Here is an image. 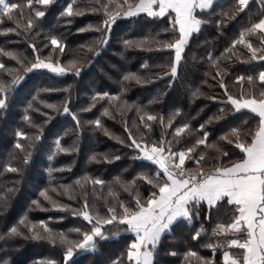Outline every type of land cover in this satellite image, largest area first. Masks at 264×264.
Returning a JSON list of instances; mask_svg holds the SVG:
<instances>
[{"label":"snow or ice","instance_id":"6c2138e0","mask_svg":"<svg viewBox=\"0 0 264 264\" xmlns=\"http://www.w3.org/2000/svg\"><path fill=\"white\" fill-rule=\"evenodd\" d=\"M57 4V0H22L20 3L11 0H0V33L7 34L22 30L25 36L32 34L40 26L42 18L46 16V10ZM41 6L45 10H41ZM217 0H71L67 2L63 10L58 13L59 17L70 25L77 16H82L85 12H102L104 19L101 25L96 27V31L102 33L101 37L93 44H85L80 47L86 52H91L93 57H98L102 49L108 45L111 39V29L121 17H137L146 14L148 17L169 18V23L160 28L156 36L161 32L175 33L168 41L156 40L155 37L149 39L145 37L140 41H123L126 48H145L149 44H155L160 49L174 50V58L168 64V70L163 72V76L169 77L168 88H172L175 81L179 79L180 72L187 63L186 48L191 46L194 35L198 38L202 32L207 33L209 29H214L217 36H223L229 40L219 55L215 54L216 45L213 43L211 49L199 59L206 60L210 68L215 72H209L213 80H218L220 87L227 95V102H230L232 112L250 110L259 116V123L255 130L246 127L247 121H241L237 126L230 127L227 132L218 137V141L227 147L234 145L243 158L236 159L226 166V160H231L229 152L222 148L219 143L213 141L209 143V132L205 124H200L199 128L204 129L202 136L193 139L194 129L190 122H183L173 128L177 117L183 115L180 107H175L171 112H152L149 107L156 102V98L148 101V105H139L135 102L129 103L123 99L127 88L122 87L118 94L110 95L108 92H96L91 97V103L86 108H81L80 112H88L98 99L108 98L109 107H105L102 116H109L116 119L115 113H119L127 131L128 142L121 139L102 123L98 117L95 120L87 121L89 125H94V130L98 129L108 136H112L128 148L134 150L136 155L133 160L149 161L156 167L154 172L137 174L131 181L122 182L116 178L121 189L132 196V206L129 207L119 200V193L108 187L105 197H100L97 186L102 190L107 182L99 177H92L85 174L77 178L73 185H60L51 188L40 189L39 197L49 202L52 208L69 209L70 205L61 204L55 199V195L66 194L71 199L76 200L77 195L82 198L80 210H73L72 215L82 216L87 221L90 230L82 231L80 228L73 229L75 233L82 236L81 239H72L64 231H56L49 226L45 220L31 221L28 213L25 212L19 220L4 231H0V241L5 244L14 238H25L32 240H43L64 247V264H76L78 254L96 252L98 242H105L114 238L115 235L105 230L106 226L113 223L123 224L126 231L134 234V238L127 245L125 252L116 256L110 264H161L158 257L161 255L160 248L165 241V237L173 236L174 229L186 223L188 227H193L194 221H199L202 207L206 205L208 216L211 219L213 212L219 214L222 211L221 204L234 206L230 213V222L216 223L212 229L213 235L224 236L244 235V239L232 238L226 244H221L219 240L215 243L205 244V248L212 249L215 253L218 249H223V264H264V69L258 74L236 75L234 83L239 84L237 95L229 92V86L225 83L228 69L224 67L225 61L239 60L250 64L252 61L264 63V0H234L228 7L216 11ZM12 22L15 27H4L6 22ZM237 25V31L233 37H229L226 26ZM89 24L87 28H93ZM86 28H79L77 31H86ZM43 28L35 31V37H40ZM217 37H213L215 40ZM42 43L43 48L51 46V51L47 57H41L35 42H30V47L35 52L34 60L25 63L26 58L22 53L13 50H5L0 47V114H6L11 100V93L17 89L26 79L28 73L35 70H49L51 73L63 75L72 72L75 76H80L87 63L76 54H71L72 58L66 62H61L60 57L65 54L66 43L58 35L45 34ZM255 41V43H254ZM208 41H198L200 44L208 45ZM237 46H243L249 55L244 56ZM151 50V49H149ZM53 53L56 57L53 58ZM3 57L15 60L18 67L5 64ZM197 59L193 54L192 60ZM145 61L142 69L149 68ZM23 69V74L20 73ZM10 77L5 81L4 76ZM160 78V77H157ZM135 80L137 83L146 82L145 77L136 72H128L123 75V81ZM207 83V81H204ZM247 84V87H245ZM70 87V86H69ZM41 91H51L42 89ZM165 93H161L164 95ZM193 97L206 95L199 87L192 92ZM212 100L218 99L216 96ZM45 105L46 108L54 110L56 113H70L75 124L83 131L79 115L72 112L70 108L71 95L62 102V108L56 103H47L39 99V94L29 101L24 109L22 119L37 131L32 135L28 132L17 129L16 137H21L28 141L23 144L16 140L14 148L23 154L22 163L27 165L32 160V152L37 142L44 138V127L53 119L49 112L41 111V108L34 105V101ZM135 110L136 117L132 121L135 126L129 127L125 119L128 112ZM226 109L221 108L219 114L210 117L207 123L212 120L224 118ZM33 113H40L44 119L41 123H36ZM157 124L162 131L159 139H150L153 133V126ZM172 129L171 133L168 132ZM139 133V139L134 134ZM68 133L65 132L64 135ZM63 136L57 134L53 141V148L49 160L54 159L57 153H69L78 151L75 146L65 147L61 141ZM182 141H191L183 143ZM203 146V149H201ZM199 150V151H198ZM207 150H212L215 155H208ZM121 157L109 155L108 153H92L90 161L104 160L111 163ZM186 162L195 165V168L186 166ZM5 170L12 173H19L21 169L11 163L5 164ZM71 168L72 165H65ZM52 171V169H49ZM137 179L143 184L146 182L153 190L147 196L142 195L137 186ZM8 192L15 189H8ZM51 193V194H50ZM93 197L90 204L89 197ZM108 197H112L109 202ZM102 200L104 214L101 208L95 203ZM3 207H7V196H3ZM46 210L39 198L33 200L29 206ZM119 208V212H118ZM225 214H229L224 209ZM51 220V217H49ZM203 223L195 229L192 239L201 237L206 232ZM236 246L242 249V255L237 256L229 249ZM0 259V264H12L11 258L7 256ZM165 255L176 256L175 251L164 253ZM195 258L196 264H216L215 255L211 257L201 256L199 252L189 249L184 253V264H192ZM34 264H58L54 259L40 260Z\"/></svg>","mask_w":264,"mask_h":264},{"label":"trees","instance_id":"16d2710c","mask_svg":"<svg viewBox=\"0 0 264 264\" xmlns=\"http://www.w3.org/2000/svg\"><path fill=\"white\" fill-rule=\"evenodd\" d=\"M11 2L20 3L22 0H11ZM67 2L71 0H57V4L50 6L46 10V16L42 18L40 26L34 30L39 31L43 28L40 37H35L34 32L28 34L27 37L22 30L17 32L3 34L0 33V47L7 50L17 51L22 53L26 58L25 63L34 60L35 52L30 47V42H35L39 49L41 57H47L51 51V46L43 48L42 43L45 34L58 35L66 43L67 48L65 54L60 57L61 62H66L72 58L71 54H76L84 60L91 61L83 69L80 76H75L72 72L63 75L51 73L49 70L41 69L28 73L25 81L15 89L10 95V106L6 114H0V231L6 230L12 224L16 223L19 218L25 213L31 221L45 220L49 226L56 231H64L72 239H81L82 236L72 231L80 228L82 231H89L90 227L87 221L82 216L72 215L73 210H80L82 198L77 195V199L73 200L69 195H55V199L61 204H68L70 208L65 210L62 208H52L49 202L39 197V191L45 187H53L60 185H73L74 181L84 176L85 174L92 177H99L107 182L101 190L97 186V191L100 197L107 196L108 187L111 186L113 191L119 193V200L123 201L129 207L132 206L131 194L123 191L116 178L120 181L128 182L137 177L141 171L145 173L154 172L156 167L149 161L133 160L136 155L134 150L125 145H121L112 136L106 135L104 132L96 129L94 125H89L86 122L100 118L102 123L113 133L128 142L127 131L122 122L119 113H115L116 119L113 120L109 116H102L103 109L109 107L110 100L108 98L98 99L95 106L88 112H80L81 108H86L92 102L91 97L96 92H108L110 95L118 94L122 87L127 88L123 95V99L129 103L135 102L139 105H148V101L156 98V102L149 107L152 112H163L165 114L171 112L175 107H180L183 110V115L177 117L173 123V128L180 123L190 122V126L195 130L193 139L202 136L204 129H200V124H205L206 130L209 132V143L216 141L222 148L229 152L231 160H226V166L230 165L236 159H242V153L235 149L234 145L227 147L224 143L218 141L223 133L227 132L230 127L237 126L241 121H247L246 127L250 130H255L259 123V116L250 110H242L241 112H232L230 102H227V95L219 85L218 80H213L208 73L215 72L210 68L206 60H201L206 51L211 49L212 44L216 45L215 54L219 55L227 46L229 40L223 36H217L214 29H209L206 34H202L197 38L195 35L192 39L191 46L186 48L187 63L180 72L179 79L175 81L172 88H168L169 77L163 76V72L168 70V64L174 58V50L160 49L155 44H149L145 48H126L123 41H140L145 37L156 40L168 41L172 39L175 33L161 32L156 36L157 31L167 25L169 18H154L148 17L146 14H140L137 17H121L111 29V39L105 46L98 57H93L91 52H86L81 48V45L93 44L101 37L102 33L96 31V27L101 25L104 19L102 12H85L82 16H77L73 19L72 24L68 25L65 20L60 18L58 13L63 10ZM106 2V0H102ZM234 0H217L216 11L221 8H227ZM41 10H45L41 6ZM91 24L93 28H87ZM4 27H15L12 22H6ZM79 28H86V31H77ZM226 31L229 37H233L237 31V25L232 24L226 26ZM213 37H217L215 40ZM207 40V46L200 44L197 47L198 41ZM255 43V41H254ZM238 50L244 56L249 55L243 46H237ZM151 49V50H149ZM193 54L197 59L192 60ZM53 53V58L56 57ZM5 64L12 67H18L15 60L9 57H3ZM147 61L150 65L147 69H142L141 65ZM224 67L228 69V75L225 76V83L229 86V92L233 95L238 94L239 84L234 83L236 75L241 73L248 75H256L261 69H264V63L260 61H252L250 64L243 63L239 60L231 62L225 61ZM128 72H136L138 75L145 77L146 82L137 83L135 80L123 81V75ZM23 74V69H20ZM160 77V78H157ZM5 81L10 77L4 76ZM207 81V83H204ZM70 86V87H69ZM199 87L206 95L193 97L192 92ZM247 87V84H245ZM42 89H51V91H41ZM161 93H165L161 95ZM39 94V99L47 103L59 104L62 108V102L67 96L71 95L70 108L72 112H76L81 120L83 131L75 124L70 113H56L54 110L46 108L45 105L39 103V100L34 101V105L41 108V111H47L53 119L44 127V138L37 142L35 149L32 152V160L29 164L22 163L23 154L14 148L16 140L27 144L28 141L21 137L15 136L17 129L26 131L32 135L37 130L28 125L22 119L24 109L29 101H33V97ZM216 96L218 99L212 100L211 97ZM221 108L226 109L224 118L221 120H212L209 124L207 121L210 117L219 114ZM36 123H41L44 117L40 113H33ZM135 110L128 112L125 119L128 121L129 127L135 128L132 121L135 119ZM161 127L157 124L153 126V133L150 139H159ZM172 129L168 132L171 133ZM67 132V135L64 133ZM59 134L63 136L61 143L65 146H75L78 151L69 153H57L54 159L49 160L53 148L55 136ZM134 134L139 139V133L134 131ZM191 141H182L190 143ZM203 149V146H201ZM199 151V150H198ZM208 155H215L212 150H207ZM92 153H108L111 155L120 156L119 160H114L111 163L104 160L90 161L89 157ZM11 163L21 169L19 173H12L5 170V164ZM71 164L72 167L65 168V165ZM189 168H195V165L186 162ZM52 169V171H49ZM137 186L142 195L147 196L149 191L153 189L144 182L141 183L137 179ZM15 191L8 192V189ZM51 194V193H50ZM3 196H7V207H3ZM39 198L44 204L46 210L38 209L32 206L29 210L31 202ZM112 197H108L109 202ZM94 198L89 197L90 204ZM101 208V213L104 214V205L102 200H96ZM234 206L226 205V202L221 204L222 211L217 214L213 212L211 219H206L208 216L207 207H202L199 221H194L193 227H188L186 223L181 224L174 229L173 236L165 237L164 243L161 245V255L158 260L161 264H184V253L189 249L195 250L201 256L211 257L215 255L216 264H223L222 254L223 249H218L213 253L212 249L205 248L208 243H215L217 240L221 244H226L224 241L235 237H244V235H230L227 238L224 236L213 235L212 229L216 223L230 222V213ZM227 209L229 214H225L224 209ZM119 212V208H118ZM51 217V220H49ZM203 223L206 232L201 234V237L192 239L195 229ZM123 224L113 223L106 226L105 230L109 233L118 234L114 238L105 242H98V250L96 252H88L78 254L76 264H110V261L116 256L125 252L127 245L134 238V234L125 230ZM0 249H5L7 256L11 258L12 264H34L40 260L54 259L58 264H64L63 251L64 247L59 243L52 245L43 240H32L25 238H14L5 244L0 241ZM238 257L242 255L243 250L235 247L229 249ZM175 251L176 256L165 255ZM5 257V252L0 251V259ZM192 264H196L195 258Z\"/></svg>","mask_w":264,"mask_h":264},{"label":"crops","instance_id":"0c3cea01","mask_svg":"<svg viewBox=\"0 0 264 264\" xmlns=\"http://www.w3.org/2000/svg\"><path fill=\"white\" fill-rule=\"evenodd\" d=\"M229 166V165H228ZM235 238H239V239H241V240H243L244 239V237H235ZM227 242V240L226 241H224V243H226ZM232 247H235V248H238V247H236V246H232Z\"/></svg>","mask_w":264,"mask_h":264}]
</instances>
